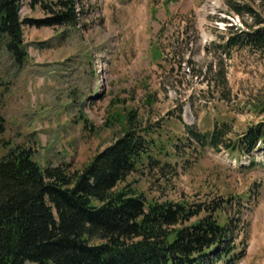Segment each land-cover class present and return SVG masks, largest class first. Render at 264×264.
<instances>
[{
    "label": "rangeland",
    "instance_id": "374dc122",
    "mask_svg": "<svg viewBox=\"0 0 264 264\" xmlns=\"http://www.w3.org/2000/svg\"><path fill=\"white\" fill-rule=\"evenodd\" d=\"M21 2L24 17L44 16L29 0ZM76 4L73 28L25 25L29 57L20 67L0 39L2 137L33 146L43 164L78 168L119 135L118 125L107 122L113 103L137 109L164 123L183 155L172 157L175 168L162 175L144 171L141 188L151 181L152 195L174 201L232 198L225 214L240 217L235 236L244 254L237 264H264V148L239 162L225 144L215 150L206 140L200 146L214 130L226 128L233 144L249 126L264 122L252 107L264 97V54L223 46L230 26L234 34L258 27L264 0ZM147 96L151 109L143 105Z\"/></svg>",
    "mask_w": 264,
    "mask_h": 264
},
{
    "label": "trees",
    "instance_id": "16d2710c",
    "mask_svg": "<svg viewBox=\"0 0 264 264\" xmlns=\"http://www.w3.org/2000/svg\"><path fill=\"white\" fill-rule=\"evenodd\" d=\"M20 1L0 0V39L17 67L29 57L25 25L73 28L77 21L76 0H29L44 16L22 19ZM255 23L235 34L230 26L224 48L264 54V20ZM153 52L160 58L157 47ZM150 99L143 102L149 109ZM119 104L107 116L119 135L78 168L43 164L33 146L3 138L0 111V264H235L243 257L235 236L240 217L225 214L232 198L174 201L152 195L151 181L141 188L144 171L162 175L175 168L172 157L183 155L164 123ZM252 107L264 117V97ZM81 122L85 127L86 119ZM226 132L203 135L200 146L206 140L215 150L225 144L238 159L264 148V122L249 126L233 144ZM187 133L198 137L193 128Z\"/></svg>",
    "mask_w": 264,
    "mask_h": 264
},
{
    "label": "bare ground",
    "instance_id": "6f19581e",
    "mask_svg": "<svg viewBox=\"0 0 264 264\" xmlns=\"http://www.w3.org/2000/svg\"><path fill=\"white\" fill-rule=\"evenodd\" d=\"M20 8V7H19Z\"/></svg>",
    "mask_w": 264,
    "mask_h": 264
}]
</instances>
